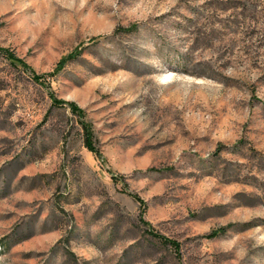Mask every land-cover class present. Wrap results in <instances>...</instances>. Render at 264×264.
I'll return each instance as SVG.
<instances>
[{
  "label": "rangeland",
  "instance_id": "obj_1",
  "mask_svg": "<svg viewBox=\"0 0 264 264\" xmlns=\"http://www.w3.org/2000/svg\"><path fill=\"white\" fill-rule=\"evenodd\" d=\"M0 264H264V0H0Z\"/></svg>",
  "mask_w": 264,
  "mask_h": 264
},
{
  "label": "trees",
  "instance_id": "obj_2",
  "mask_svg": "<svg viewBox=\"0 0 264 264\" xmlns=\"http://www.w3.org/2000/svg\"><path fill=\"white\" fill-rule=\"evenodd\" d=\"M133 29H136V27H134V26L130 27V30H133ZM4 56L9 61H12V62L17 61L19 64H22L19 60L15 59L14 56H12L11 54H9L8 52L6 53L4 51ZM53 103L55 105H59L60 101H57V100L53 99ZM68 104H69V107H70L71 112L77 114L78 116L81 115V113H82L81 110H79L73 103H68ZM81 126H82V128L84 130V134H85V138H84V145H85V147L90 152L98 155L99 153L97 152V150L95 149V147L92 144L91 132H90L88 126L86 124H83V123L81 124ZM139 203H140V201H139ZM225 229H226L225 227L219 228L218 230L212 231L209 234H207L206 237L207 238H214V237L218 236L219 234L223 233V231H225ZM159 238L162 239V240H164L168 244H172L175 248L177 247V245L175 243L168 242L167 240L163 239L162 237H159Z\"/></svg>",
  "mask_w": 264,
  "mask_h": 264
}]
</instances>
